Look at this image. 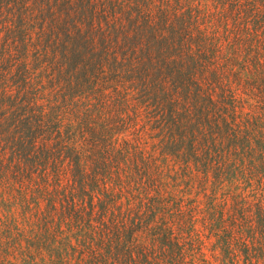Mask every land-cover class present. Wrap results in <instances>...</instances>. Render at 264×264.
Masks as SVG:
<instances>
[{
    "label": "trees",
    "instance_id": "16d2710c",
    "mask_svg": "<svg viewBox=\"0 0 264 264\" xmlns=\"http://www.w3.org/2000/svg\"><path fill=\"white\" fill-rule=\"evenodd\" d=\"M0 264H264V0H0Z\"/></svg>",
    "mask_w": 264,
    "mask_h": 264
}]
</instances>
